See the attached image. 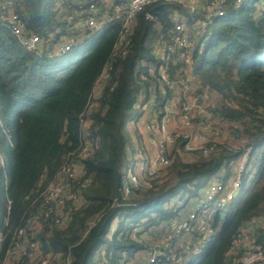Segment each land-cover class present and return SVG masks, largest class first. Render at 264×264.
I'll use <instances>...</instances> for the list:
<instances>
[{
    "label": "trees",
    "instance_id": "1",
    "mask_svg": "<svg viewBox=\"0 0 264 264\" xmlns=\"http://www.w3.org/2000/svg\"><path fill=\"white\" fill-rule=\"evenodd\" d=\"M263 1L229 0L227 14L212 20L195 48L193 81L202 103V95H208L206 108L219 128L218 149L208 157L189 158L176 145L172 163L149 179L152 186L133 188L128 196L123 184L132 164L131 133L141 137L138 123L145 105L165 98L155 79L161 65L158 36L172 27L176 14H187V7L163 3L153 19L150 8L140 12L128 51L114 57L120 29L116 22L50 57L26 49L0 16V229L8 214L6 194L11 201V228L0 264L15 230L28 228L25 219L35 212L42 214L33 229L39 255L16 264H42L48 253H53L48 264H149L145 252L150 240L168 237L170 248L155 264H174L172 254L182 257V264H242L244 247L231 251L234 241L252 219H264ZM9 2L24 33L42 37L44 49L51 35L54 46L81 31V0ZM108 62L111 78L95 97V81ZM184 66L171 67L175 79ZM247 152L255 176H245L225 215L215 214L207 246L185 255L181 244L188 237L176 231V224L221 173L224 181L234 175V166ZM74 164L80 172L71 176L66 169ZM58 182L79 201L68 199L61 208L33 204Z\"/></svg>",
    "mask_w": 264,
    "mask_h": 264
},
{
    "label": "built area",
    "instance_id": "2",
    "mask_svg": "<svg viewBox=\"0 0 264 264\" xmlns=\"http://www.w3.org/2000/svg\"><path fill=\"white\" fill-rule=\"evenodd\" d=\"M84 7L81 10V26L79 34L66 37L58 45L50 44L54 40L47 41V48H43L44 39L37 34L24 33V28L19 20V13L9 0L0 4V16L6 20L12 33L19 38L21 44L28 50L37 54L45 53L50 57L63 54L83 41L87 36L103 30L106 24L116 22L120 24L119 39L114 45L113 57L125 54L130 45L129 36L133 31L137 16L147 8L156 5L177 2L187 7V14H176L174 23L169 30L160 31L156 46V53L161 65L156 71L155 79L158 93L165 96L162 102L157 98L149 105H145V112L140 120L144 126L143 137L145 144L141 149H134L132 157L141 159L140 173L135 170L134 164H130L125 172L123 193L128 196L131 189H140L141 186H152L149 179L158 176L160 169L172 163L171 154L175 146L180 147V153L189 158L198 155L208 157L218 149L217 140L219 128L216 120H211V114L206 105L198 98L196 89L191 83L194 80L193 58L195 48L200 42L203 32L214 18L227 14L226 3L229 0H81ZM244 0H237L241 4ZM64 0H61L63 3ZM149 9V10H150ZM158 11V10H157ZM157 14V13H156ZM148 12V17H156ZM202 16V17H201ZM204 46V44H203ZM183 66L186 69H178L180 78L177 80L172 75L171 67ZM113 65L108 62L95 81L94 96L100 94L101 88L111 78ZM146 95L142 96L145 99ZM94 103L90 105L93 107ZM211 120V121H210ZM87 125V122H85ZM84 151V150H83ZM71 176L80 172L77 164L66 169ZM256 174L255 167L250 164L249 153H245L234 175L228 181L221 177L213 181L206 189L205 196L198 200L196 205L189 208L184 219L176 224V231L187 236V240L181 244L185 255L201 252L208 244L215 232L214 216L217 212L224 213V209L241 189L245 176L253 178ZM90 180L87 179L86 183ZM7 182L5 189L8 188ZM8 202V214L3 219V227L0 229V256L7 243L6 230L11 227V201L6 194ZM75 203L79 196L67 190L63 182L51 184L40 200L33 201L37 206L48 204L51 207L61 208L66 200ZM47 214L45 217L47 218ZM42 214L35 212L26 217L28 228L21 227L15 230L9 245L4 253L2 264H16L20 259L36 260L39 255V242L34 237L33 229L39 227ZM264 219L254 218L244 229V232L234 241L231 251L243 245L244 251L240 258L242 264H264V230L259 232L257 226L264 227ZM28 229H32L29 232ZM263 239L259 240L258 235ZM171 238L158 241L152 238L150 246L145 252L149 264H155L162 260L165 248H170ZM172 254V253H170ZM53 253L41 257L42 264H48L52 260ZM174 264H182L180 256L172 254ZM66 264H69L67 261ZM106 264V263H104Z\"/></svg>",
    "mask_w": 264,
    "mask_h": 264
},
{
    "label": "rangeland",
    "instance_id": "3",
    "mask_svg": "<svg viewBox=\"0 0 264 264\" xmlns=\"http://www.w3.org/2000/svg\"><path fill=\"white\" fill-rule=\"evenodd\" d=\"M263 6H264V1H263ZM192 87H194L196 89L198 88V86L194 84V81H192ZM207 96H208L207 93L202 95L203 105H206L208 103V99L206 98ZM138 130L141 134H143L144 126H143V124H140V121L138 123ZM131 137L133 139L132 141H133L134 149H138V148L141 149L144 146L145 139H144L143 135H141V137H136L135 132L132 131ZM141 161H142L141 159L132 157V163L134 164L135 170L137 173H140ZM240 162H241V159L238 160V162L236 163V165L233 168V171H235L237 169Z\"/></svg>",
    "mask_w": 264,
    "mask_h": 264
},
{
    "label": "water",
    "instance_id": "4",
    "mask_svg": "<svg viewBox=\"0 0 264 264\" xmlns=\"http://www.w3.org/2000/svg\"><path fill=\"white\" fill-rule=\"evenodd\" d=\"M163 5H164V4H159V5L154 6L153 8H151V9L149 10V13H150L151 15H155V14L157 13V10H158L159 8H161ZM223 215H225V213H223ZM258 239H259V240H262V239H263V235H262V234H259V235H258Z\"/></svg>",
    "mask_w": 264,
    "mask_h": 264
}]
</instances>
